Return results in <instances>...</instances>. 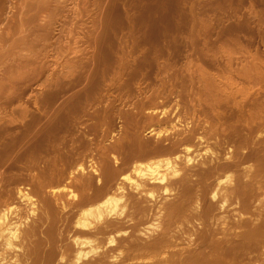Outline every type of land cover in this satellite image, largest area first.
<instances>
[{
	"label": "bare ground",
	"instance_id": "obj_1",
	"mask_svg": "<svg viewBox=\"0 0 264 264\" xmlns=\"http://www.w3.org/2000/svg\"><path fill=\"white\" fill-rule=\"evenodd\" d=\"M13 2L31 41L0 53V264H264V85L239 82L264 59L232 70L240 34L163 32L129 3L41 78L66 3Z\"/></svg>",
	"mask_w": 264,
	"mask_h": 264
},
{
	"label": "rangeland",
	"instance_id": "obj_2",
	"mask_svg": "<svg viewBox=\"0 0 264 264\" xmlns=\"http://www.w3.org/2000/svg\"><path fill=\"white\" fill-rule=\"evenodd\" d=\"M13 1H17V0H13ZM13 1H11V0L5 1L4 4L0 8V34L2 35V37L0 35V45H1L0 53L8 51L9 46L12 45V43H11L12 41H10L11 39L15 40V38H16V41L14 42V44H16V45H17V43H19V42H17V40L20 41L19 39H21L20 36H22V37L25 36L26 38H29V41H31L30 35L24 34L26 29H25V31H21V32H24L23 33L24 35H21L20 34L21 32L16 33L17 31L15 32V29L13 28L14 27V21L17 19V18L16 19L12 18V16H11L12 10H13V5L15 6V2H13ZM35 1H38V2L42 1L39 4H43L45 1H46L45 3L47 4V2H48V0H34V2ZM57 1H59V2H57ZM65 1H68V2H65ZM126 1H127V3L123 4V2H126ZM56 2H57V4L66 3V5H64L65 6L64 8H66V9L63 11L61 10L59 12V15H61V16L58 15L59 19H58V17H56L58 20L54 21V23L55 22H57V23L53 24V26H52L53 28L50 29V30L53 29V31H51L52 33L50 31L49 32L51 34L48 32L50 34V35L49 34L48 35L51 36L50 39L47 38L48 36H45L47 38V40H49V41H47L45 38V43L46 42L48 44L51 43L50 44L51 46L50 45L49 46L52 47L51 48L52 50L51 49L49 50L50 47L49 46L47 47L46 46L47 44H44V41H43L42 46H39V47H41V49L44 48L43 45H45L47 47V48H44L43 50L40 51L41 52L40 56L44 58L43 59L40 57L41 58L40 61L42 64H46V66H47L46 67L45 65H42V67L45 66L44 68H42V69H44L43 72L41 71L42 69L40 66V69H41L40 71H41V75H42V76H40L41 78H43L44 75L46 76V74L48 72H50L54 69L60 68V64H65L68 56L70 57L71 60L73 58H75V56H73V54L72 55L70 54L71 52L68 53V51L70 50L71 47H69V50L67 49L68 46H72L70 44H71V40H74L73 38L76 37L74 40L75 46H74L73 41H72V44H73L72 47H74L75 49L78 47V49L80 48V51H82L81 49H83V47L80 46L79 44H82V42L84 41L83 38L86 36V32H84V31L86 29L88 30V28L90 27V20L92 19V16L96 17V20L98 19V21L101 22V23H99L97 21V23L99 24V29H98L99 33H101V35H102V33H104L105 30L107 29V27L110 26L111 24L115 25L116 27L121 26V24L123 22V18L125 16L123 11L125 12L126 7H127L126 10H129V8H128L129 6H127V5H130L129 3H131L135 6L134 11L136 10L135 11L136 13H134V14H136V15L139 14L140 12L144 11L146 7L149 9L151 8V17L154 19H155V16L158 17V19L160 21L159 22V29H161L163 32L168 31V29L173 27V25H179V26L184 25L185 29L183 30L182 34L185 36H187L189 33H195L199 30H201L202 33L204 31L208 32V33L213 32L212 34H217V33L221 32L224 36H230V37L233 35V33L240 34V36H241V37L239 36L240 37V44H235V45L233 44L231 46H228V48H230V53H231V58H232L231 63H230L232 70L234 69V67H235L234 70H236L237 67L240 69V68H242V66L244 68H246V66H247V68H248V65L250 66V64H251V59H250L251 56L250 55H252L253 53H254L253 55H255V56L258 55L257 57H259V58L261 57V60L264 59V53H263L264 52V0H108V1L107 0H56ZM98 2H100V3H98ZM16 3L18 5L19 0ZM22 4L23 3H21V5ZM111 4H113L112 7H111ZM73 5H77L78 7L82 6V9L84 6H86V8L89 9V12L84 13V11H83V14L82 13L79 14L78 17H76L75 20H73V19H71L72 13L68 10V7H72ZM94 5H96V6H94ZM69 9H71V8H69ZM101 10H102V12H101ZM18 13L19 12H17V14ZM90 13H92V14H90ZM121 13H122V15H121ZM80 15H82V16H80ZM44 17L46 18V14H39L37 20H40V22L39 21L38 22L39 23L43 22ZM98 17L101 19H99ZM72 20H73V22H72ZM69 21H71L72 24L75 22L76 23H75V25H72L71 22H69ZM69 25H71L70 26L71 28H73V26L75 27V28H73V31H72V32L75 31L74 33H72V32L69 33L68 29L72 30L69 27ZM11 26H13V27H11ZM66 26H68L69 28H67ZM237 27H240L241 30H240V28L237 29ZM58 28H60L61 30ZM11 29L12 30L14 29V30L12 31ZM101 29L104 32H101L102 31ZM242 30H243V32H242ZM65 32H67V33H65ZM7 33H9L11 36L9 34L7 35ZM12 33H14V34L12 35ZM18 34H19V36H18ZM152 34H154V33L152 32ZM3 35H5V36H3ZM6 35H7V37H6ZM73 35H75V37ZM98 35H100V34H98ZM3 37H4V39H3ZM99 37L101 38V36H99ZM31 38H33L32 35H31ZM128 43L130 44V42H128V41H126V42L121 41L120 44L122 46L126 45L125 47H127V45H129ZM52 44L54 45V47L52 46ZM38 45H40V44H38ZM12 46H14V45H12ZM55 47L59 50L60 53L57 51V49ZM54 48H55V50H54ZM66 49H67V52H64ZM24 52L25 51H23V53ZM56 52H58L61 56L59 54H58L59 56L56 55L57 54ZM23 53H21V54H23ZM43 53H44V55H43ZM82 53H84L85 56H87L89 54V52H87V51H83ZM55 56H57L58 58H54ZM2 57L0 58V62H3L7 58L5 61H7V64L10 63L9 62V61H11L10 54H9V58H8V56H6V54L2 55ZM1 59L3 61H1ZM52 59L53 60L56 59L57 61L54 60L55 61L54 62ZM70 59H68L67 62L70 61ZM4 62L1 64H4ZM47 62H49L50 65ZM58 62H60V64ZM263 62L259 67L261 69V71H259L260 69L258 70L260 73L256 74L255 72L251 71V72H249L248 76L247 75H242V76L240 75L241 76V77L239 76L240 81L237 80L238 76H236L235 77L236 80L241 82V84L244 86L252 87V89H253V87H254V89H256L259 86L263 87L262 85H264V79H263V77H261L263 75V72H264V70H263L264 69L263 68L264 63ZM55 63H58L59 66H58V64H55ZM5 64H6V62H5ZM48 66H50V67L48 68ZM53 67H55V68H53ZM45 68L48 70H46ZM238 68H237V70H238ZM39 74H40V72H39ZM252 76L255 79H253ZM244 80H245V84L243 83ZM257 81L258 82L261 81V82H259L260 84H258ZM255 82H257L256 83L257 86L255 85ZM168 99L171 100L172 97L169 96ZM172 108L173 107H171L170 109L173 110ZM169 116L173 120L174 112L170 113Z\"/></svg>",
	"mask_w": 264,
	"mask_h": 264
}]
</instances>
